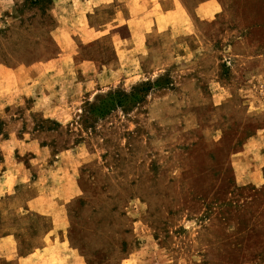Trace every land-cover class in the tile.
<instances>
[{"label":"rangeland","instance_id":"1","mask_svg":"<svg viewBox=\"0 0 264 264\" xmlns=\"http://www.w3.org/2000/svg\"><path fill=\"white\" fill-rule=\"evenodd\" d=\"M167 1L133 37L112 3L0 0V171L55 175L74 264H264V0Z\"/></svg>","mask_w":264,"mask_h":264},{"label":"crops","instance_id":"2","mask_svg":"<svg viewBox=\"0 0 264 264\" xmlns=\"http://www.w3.org/2000/svg\"><path fill=\"white\" fill-rule=\"evenodd\" d=\"M94 1L116 5L120 10L116 15L114 13L112 21L124 19L130 36L133 37L143 31L148 33L152 28L162 31L172 24L167 16L173 17L174 10L167 0ZM218 6L217 1L208 0L198 5L195 12L204 18L210 17L218 11ZM175 20L173 21L176 24ZM185 20L184 17H178L179 22ZM34 147L35 144L30 143L28 150L33 151ZM0 173V199L10 194L18 195L20 191L26 194L23 205L17 210L20 213L19 220L10 225L3 219L0 222V264H74L75 252L67 234L68 223L65 219L56 218L51 205L42 203L46 198H56L59 204L63 200L61 187L55 182V175L51 174L53 177L50 179L47 178L46 172L44 176L38 177V180L31 172H27L22 160L12 154L6 157ZM36 185L38 191L34 192L32 188ZM14 208L16 206H9L6 212ZM29 214L46 216L50 219V224L37 226ZM32 226L36 228L32 229Z\"/></svg>","mask_w":264,"mask_h":264}]
</instances>
